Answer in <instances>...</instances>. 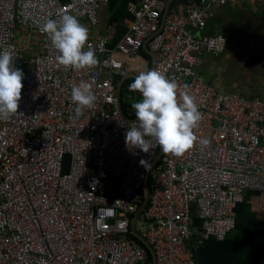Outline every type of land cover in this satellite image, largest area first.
Here are the masks:
<instances>
[{
    "label": "built area",
    "instance_id": "built-area-1",
    "mask_svg": "<svg viewBox=\"0 0 264 264\" xmlns=\"http://www.w3.org/2000/svg\"><path fill=\"white\" fill-rule=\"evenodd\" d=\"M109 1L0 0V51L10 48L24 73L17 114L0 119V264H202L195 257L200 243L226 240L245 193L264 194V102L223 93L196 69L199 55L227 49L226 37L204 30L212 9L228 1L171 9L173 0H141L130 7L133 22L117 47L133 58L147 45L156 55L153 69L196 97L203 115L198 142L179 157L154 141L147 153L126 144L135 110L122 109L112 74L134 66L115 57L107 36L86 44L96 49L98 66L77 70L58 64L41 31L62 14L95 27ZM18 28L44 38L39 55L28 58L17 45ZM81 82L92 85L96 101L76 117L71 89ZM127 98L142 100L139 92ZM150 176V196L134 225L154 252L152 263L131 229Z\"/></svg>",
    "mask_w": 264,
    "mask_h": 264
},
{
    "label": "crops",
    "instance_id": "crops-1",
    "mask_svg": "<svg viewBox=\"0 0 264 264\" xmlns=\"http://www.w3.org/2000/svg\"><path fill=\"white\" fill-rule=\"evenodd\" d=\"M190 1L192 0H173L169 4V8L174 9ZM227 1V5L212 9V15L208 19L204 35L226 37V33L233 31L241 47L236 49V53L240 58L249 62L254 56L259 55L258 61H260L261 69L263 70L262 74L259 77V74L252 72L250 77L248 74L239 76L238 80H241L242 83L238 87L243 85V93L237 92L236 94L264 102V44L259 45L261 42H264V0H247V4L244 6H239L238 0ZM140 2L141 0H110L101 7L99 11V24L97 26L91 27L85 21L80 22L88 29L90 41H97L107 36L109 41L108 48L115 52V57L123 61L125 65L131 63L134 66L133 71H129L125 67L112 74L113 81L118 90L120 89V92H125L126 94H128L129 85L134 81L139 72L151 70L153 67L148 68L147 58L151 54L145 45L142 49L143 52H140L138 57L133 58L126 57L117 50L119 43L127 34L133 22L130 7ZM16 33L17 45L24 50L28 58L41 53V46L45 42L44 38L42 39V44L36 46L29 42L26 36V33L31 34L33 32L18 28ZM232 38L234 39V36ZM251 38L256 39L253 42L254 45L248 44L245 46L242 44V41H245V39L251 41ZM242 47L245 48L243 49ZM207 54L212 53L205 52L199 55L196 62V69H198L202 77V68L205 65L210 66L211 62L205 60ZM216 56L220 57L219 55ZM96 57L99 61L100 57ZM231 57L229 54L228 59ZM219 70L222 72L225 68L220 66ZM219 78L225 80L222 75ZM209 84L215 86L221 92L224 89L223 84L218 79L210 81ZM223 93L231 94L233 92ZM128 107L130 105H127L126 108ZM193 212L194 243H199L201 238V221L197 216L195 207H193ZM190 249L192 250L193 247H190ZM195 255L196 260L202 264H264V194L251 191L246 192L244 202L237 208L235 229L222 242L210 239L200 243Z\"/></svg>",
    "mask_w": 264,
    "mask_h": 264
},
{
    "label": "clouds",
    "instance_id": "clouds-1",
    "mask_svg": "<svg viewBox=\"0 0 264 264\" xmlns=\"http://www.w3.org/2000/svg\"><path fill=\"white\" fill-rule=\"evenodd\" d=\"M41 31L48 35L52 47L57 50L55 59L59 65L80 70L91 69L99 63L96 49L90 44L86 48L89 31L76 16L62 14L58 19L49 18ZM23 79V71L14 65L12 50L4 48L0 51V119L7 120L17 114ZM129 91L139 92L142 100L132 104L136 121L126 132L127 145L147 153L154 141L163 153L179 157L198 142L194 130L203 115L188 85L181 87L175 78L153 69L140 71L129 85ZM71 100L76 117L84 108H93L96 95L92 85L87 82L74 85ZM199 143L206 145L208 141L200 140ZM140 163L144 166L147 161Z\"/></svg>",
    "mask_w": 264,
    "mask_h": 264
},
{
    "label": "rangeland",
    "instance_id": "rangeland-1",
    "mask_svg": "<svg viewBox=\"0 0 264 264\" xmlns=\"http://www.w3.org/2000/svg\"><path fill=\"white\" fill-rule=\"evenodd\" d=\"M247 4V0H238L239 6H244ZM241 9V7H239ZM17 36V33H16ZM27 40L31 42L33 45H40L42 44V37H39L33 33L28 34L26 33ZM225 36L229 39L230 43L228 44L227 50L224 51L223 54L219 55L220 57H217L215 54H207L205 56V60H209L210 66L205 65L202 68V75L206 82L210 83L212 80H220V82L223 84L224 89L222 92H233L237 93L240 92L243 93V85L238 87L242 81L238 80L239 76H243L244 74L252 75L251 73L262 74L263 70L261 69L260 61H258L259 55H256L252 58L251 61H245L242 58L239 57V55L236 53V49L240 47L238 44V39L235 38V32L231 31L230 33H226ZM234 36V39L232 38ZM244 39V38H242ZM26 40V41H27ZM256 39L251 38V41H248V39H245V41H242V44L247 46L248 44L254 45L253 42H255ZM264 42H261L259 45H263ZM241 48V47H240ZM243 49L245 47H242ZM231 55L232 57L228 59V55ZM224 67L225 70L221 72L219 70V67ZM222 75V77L225 79L219 78V76ZM238 75V76H236ZM264 75V74H263ZM128 94L125 92L122 96V102L129 103L128 105L132 106L134 101H131L127 98ZM143 216V213L141 214ZM141 221V220H140ZM136 228L139 231V225H136Z\"/></svg>",
    "mask_w": 264,
    "mask_h": 264
},
{
    "label": "water",
    "instance_id": "water-1",
    "mask_svg": "<svg viewBox=\"0 0 264 264\" xmlns=\"http://www.w3.org/2000/svg\"><path fill=\"white\" fill-rule=\"evenodd\" d=\"M146 47H147V45H145ZM148 49V48H147ZM149 53L151 54V56L153 57V67H152V69L151 70H153V68H154V65H155V60H156V55L154 54V53H152L151 51H149ZM119 93H120V89H119ZM69 156L67 157V165H66V170H65V172H68V163H69ZM149 185H148V180L146 181V184H145V189H144V197H145V199H144V202H143V204H142V206L140 207V209L138 210V212L136 213V215H135V218H134V220L132 221V226H131V229H132V234L135 236V237H137L140 241H142L145 245H147V247L149 248V250H150V252H151V254H152V256L154 257V252H153V250L151 249V247H149V245L147 244V242L143 239V237L136 231V229H135V221L137 220V218L139 217V215H140V213H141V211H142V209L144 208V206L146 205V203H147V201H148V198H149V196H150V192H151V190H150V188L148 187ZM255 193H260V192H255ZM155 258V257H154ZM154 264H156L155 263V261H154Z\"/></svg>",
    "mask_w": 264,
    "mask_h": 264
},
{
    "label": "trees",
    "instance_id": "trees-1",
    "mask_svg": "<svg viewBox=\"0 0 264 264\" xmlns=\"http://www.w3.org/2000/svg\"><path fill=\"white\" fill-rule=\"evenodd\" d=\"M141 52H143V50L141 51ZM148 56V55H147ZM148 68L150 69L152 66H153V58L151 57V55L150 56H148ZM122 96H123V92H121V101H122ZM129 104V103H128ZM127 103H125V102H122V109L125 111L126 110V107H127V105H128ZM152 183H153V177L152 176H150L149 177V179H148V187L149 188H151L152 187ZM144 199H145V197L143 198V201H144ZM132 239H134V240H137V242H138V244L141 246V247H143V248H145L146 249V251H147V253H148V260L152 263L153 262V256H152V254H151V252H150V250H149V248L147 247V245H145L142 241H140V240H138L136 237H134V236H132Z\"/></svg>",
    "mask_w": 264,
    "mask_h": 264
}]
</instances>
